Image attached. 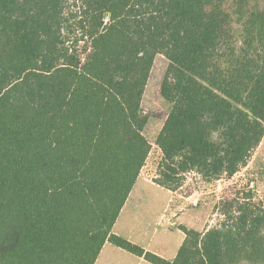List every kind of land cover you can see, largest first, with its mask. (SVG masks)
Returning <instances> with one entry per match:
<instances>
[{
	"label": "trees",
	"instance_id": "obj_1",
	"mask_svg": "<svg viewBox=\"0 0 264 264\" xmlns=\"http://www.w3.org/2000/svg\"><path fill=\"white\" fill-rule=\"evenodd\" d=\"M159 55L156 115L142 98ZM153 118L157 185L246 165L264 138V0H0V264H95L106 243L151 264H264L250 192L216 227L180 226L172 262L113 233Z\"/></svg>",
	"mask_w": 264,
	"mask_h": 264
},
{
	"label": "rangeland",
	"instance_id": "obj_2",
	"mask_svg": "<svg viewBox=\"0 0 264 264\" xmlns=\"http://www.w3.org/2000/svg\"><path fill=\"white\" fill-rule=\"evenodd\" d=\"M166 61L163 56L155 58L153 68L147 81L142 98V106L145 110L161 115L166 111V105L159 95V87L166 69ZM162 127V121L151 119L146 127L145 136L151 144L148 156V167L153 169L159 164V154L155 145V137ZM173 199L175 207L181 206L188 210L193 206L196 211L188 210L182 216V223L193 214L191 223L199 232L218 226L224 219V211L230 210V203L235 200L242 201L250 192L253 205H264V138L261 144L252 152L246 165L241 167L232 177H222L221 181L205 182L195 172H190L182 177ZM233 206L237 207L236 203ZM233 209V208H232Z\"/></svg>",
	"mask_w": 264,
	"mask_h": 264
},
{
	"label": "crops",
	"instance_id": "obj_3",
	"mask_svg": "<svg viewBox=\"0 0 264 264\" xmlns=\"http://www.w3.org/2000/svg\"><path fill=\"white\" fill-rule=\"evenodd\" d=\"M159 154V159L161 154ZM172 192L154 182L138 177L113 227V233L129 242L172 262L184 241L180 226L194 228L193 214L182 223L188 210L196 211L193 204L188 210L175 207ZM95 264H151L125 250L106 243Z\"/></svg>",
	"mask_w": 264,
	"mask_h": 264
},
{
	"label": "built area",
	"instance_id": "obj_4",
	"mask_svg": "<svg viewBox=\"0 0 264 264\" xmlns=\"http://www.w3.org/2000/svg\"><path fill=\"white\" fill-rule=\"evenodd\" d=\"M157 151L161 154L158 147H157ZM149 155H150V153H149ZM148 166L149 165H148L147 160H146L144 166L140 170L139 177H142L143 179H145L147 181L155 183L159 179L158 165L154 169L152 167H148ZM219 181H221V178L216 180V182H219Z\"/></svg>",
	"mask_w": 264,
	"mask_h": 264
}]
</instances>
